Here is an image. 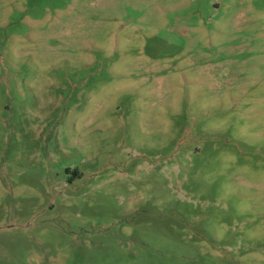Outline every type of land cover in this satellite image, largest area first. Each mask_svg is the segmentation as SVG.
<instances>
[{
    "label": "rangeland",
    "instance_id": "1",
    "mask_svg": "<svg viewBox=\"0 0 264 264\" xmlns=\"http://www.w3.org/2000/svg\"><path fill=\"white\" fill-rule=\"evenodd\" d=\"M0 264H264V0H0Z\"/></svg>",
    "mask_w": 264,
    "mask_h": 264
}]
</instances>
